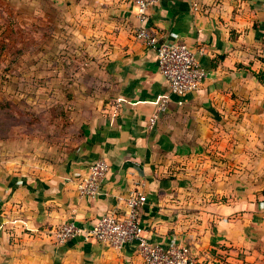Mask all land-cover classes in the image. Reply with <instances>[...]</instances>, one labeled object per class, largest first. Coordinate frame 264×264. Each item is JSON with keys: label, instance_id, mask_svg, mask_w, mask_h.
<instances>
[{"label": "crops", "instance_id": "0c3cea01", "mask_svg": "<svg viewBox=\"0 0 264 264\" xmlns=\"http://www.w3.org/2000/svg\"><path fill=\"white\" fill-rule=\"evenodd\" d=\"M54 1L93 18L106 89L62 158L0 179V264H142L134 244L57 246L48 236L121 211L139 185L151 243L176 238L204 264H264V0H162L149 10L146 26L160 39L204 49L207 77L181 105L155 52L133 38L131 0ZM98 159L109 164L100 194L81 198L76 183Z\"/></svg>", "mask_w": 264, "mask_h": 264}, {"label": "rangeland", "instance_id": "374dc122", "mask_svg": "<svg viewBox=\"0 0 264 264\" xmlns=\"http://www.w3.org/2000/svg\"><path fill=\"white\" fill-rule=\"evenodd\" d=\"M66 8L54 0H0L2 180L62 158L105 93L102 37L93 18Z\"/></svg>", "mask_w": 264, "mask_h": 264}, {"label": "built area", "instance_id": "2783aa9c", "mask_svg": "<svg viewBox=\"0 0 264 264\" xmlns=\"http://www.w3.org/2000/svg\"><path fill=\"white\" fill-rule=\"evenodd\" d=\"M160 1L162 0H131L138 23L133 38L155 52L159 72L168 85L169 93L178 97V105H181V99L197 92L207 77V72L198 61V55L203 54L204 49H193L176 40L160 39L146 26L149 10ZM168 102V95L159 101L157 113L149 120L150 126L154 125L158 113L166 111ZM108 171L109 164L104 159H98L89 165L76 183L77 195L85 199L97 198ZM146 202L147 198L139 185L124 199L121 211H110L89 228L80 227L73 220L67 221L49 231L48 236L57 246L79 237L114 251L134 244L142 264H204L203 255L181 244L176 238L166 245L150 242L140 222V210Z\"/></svg>", "mask_w": 264, "mask_h": 264}, {"label": "trees", "instance_id": "16d2710c", "mask_svg": "<svg viewBox=\"0 0 264 264\" xmlns=\"http://www.w3.org/2000/svg\"><path fill=\"white\" fill-rule=\"evenodd\" d=\"M256 77H258V75H256ZM259 79V78H258ZM261 80V79H260Z\"/></svg>", "mask_w": 264, "mask_h": 264}]
</instances>
